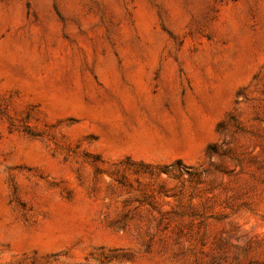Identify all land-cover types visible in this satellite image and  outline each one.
<instances>
[{
  "label": "rangeland",
  "instance_id": "obj_1",
  "mask_svg": "<svg viewBox=\"0 0 264 264\" xmlns=\"http://www.w3.org/2000/svg\"><path fill=\"white\" fill-rule=\"evenodd\" d=\"M0 264H264V0H0Z\"/></svg>",
  "mask_w": 264,
  "mask_h": 264
},
{
  "label": "trees",
  "instance_id": "obj_2",
  "mask_svg": "<svg viewBox=\"0 0 264 264\" xmlns=\"http://www.w3.org/2000/svg\"><path fill=\"white\" fill-rule=\"evenodd\" d=\"M25 131V133H27L28 135H30V136H32L33 134H31V132H29V131H27V130H24ZM177 164H180L178 161L176 162ZM147 167V166H146ZM160 171H161V173L162 172H164V173H167V174H169L170 172H169V169H168V167H163V168H160Z\"/></svg>",
  "mask_w": 264,
  "mask_h": 264
}]
</instances>
